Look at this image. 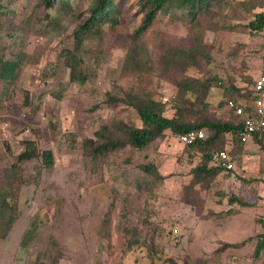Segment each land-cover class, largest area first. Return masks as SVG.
I'll return each mask as SVG.
<instances>
[{
  "label": "rangeland",
  "instance_id": "obj_1",
  "mask_svg": "<svg viewBox=\"0 0 264 264\" xmlns=\"http://www.w3.org/2000/svg\"><path fill=\"white\" fill-rule=\"evenodd\" d=\"M92 1L54 0L47 9L43 0H1L0 57L18 66L11 83L0 82V264H264V250L253 256L264 220V136L243 145L220 138L234 170L197 181L191 170L201 155L167 130L140 150L89 157L83 149L103 127H140L131 108L106 104L126 93L159 101L168 118L178 103L186 121L229 119L224 101L251 83L262 61L264 34L246 25L264 13V0H226L194 20L173 10L137 39L138 0H112L116 25L104 22L84 38L77 55L86 81L68 83L59 52L72 49ZM191 49L196 63L175 60L174 52ZM183 78L210 87L178 99ZM23 140L38 155L17 162ZM146 164L162 178L142 172Z\"/></svg>",
  "mask_w": 264,
  "mask_h": 264
},
{
  "label": "trees",
  "instance_id": "obj_2",
  "mask_svg": "<svg viewBox=\"0 0 264 264\" xmlns=\"http://www.w3.org/2000/svg\"><path fill=\"white\" fill-rule=\"evenodd\" d=\"M54 0H43L45 8H51ZM226 0H138L137 13L140 14V22L137 28L133 31V38H139L153 23L158 15L166 14L173 10L183 11L184 14L190 19L194 20L199 14L207 12L216 3H224ZM3 6L0 0V16ZM114 12V4L112 0H93L88 8V16L84 21L77 26L72 34L73 47L72 49H62L59 52L63 67L67 70L68 83H76L78 85L84 84L86 76L82 69V60L77 55V51L81 46L84 38L92 34L93 32H99V28L102 23L110 22L111 26H115L117 23L116 18L111 17ZM246 28L249 32L255 35L264 34V13L258 12L252 16V19L247 23ZM204 58V56H201ZM174 58L177 61L186 63L189 66L190 63H196L200 57L195 54L193 49L186 51L174 52ZM18 66L16 58L3 60L0 57V82L11 83L15 76V72ZM253 79L248 86L243 89H233V94L228 99L234 100L239 103L245 110L248 103L253 99L251 86ZM210 87L208 82L200 83L197 80L191 78H183L176 84L178 99L185 95L187 92H195V90H202L203 93ZM27 94H24V104L27 105ZM55 100L61 99L59 92H52L50 95ZM199 95H196L198 98ZM201 97H203L201 95ZM226 99V100H228ZM223 108L225 109V102ZM106 104L115 107L119 104H123L131 108L138 117L140 127H133L123 123L114 124L111 129L103 127L97 131L94 136L95 140L86 139L83 141V149L87 156L96 157L105 153L121 149L126 146L140 150L145 148L155 139L162 136L164 131H169L172 135L178 139L179 136L189 131H204L201 139L195 140L190 145H182L187 150L197 152L201 155V163L195 166L191 172L193 179L201 180V177L213 178L222 172H229L222 169L217 163L212 161V153L216 151L225 150L228 155L233 158L232 150L225 149L218 140L225 135H229L234 143L243 145L238 138V133L241 129L240 121L237 117L233 116L230 112L229 119L226 121H217L202 118L200 120L186 121L184 114V107L181 104L176 103L172 105L174 112L170 118L163 115L164 109L159 101L139 94L126 93L123 98L108 97ZM264 136V135H262ZM260 136V137H262ZM259 139L254 136L253 139ZM23 150L17 154L15 160L21 162L24 160H31L37 157V152L32 141L23 140L21 142ZM262 149L264 147L262 146ZM44 165L49 166L51 164V153L49 151H43L40 154ZM211 163V165H209ZM140 170L146 174L151 175L155 180L161 179L155 167L152 164H146L140 167ZM234 198L230 197L228 203H233ZM258 224L262 230L257 236L253 251V256L258 257L264 250V220H258ZM34 225L31 224V228L26 231L20 241L19 245L24 247L32 235Z\"/></svg>",
  "mask_w": 264,
  "mask_h": 264
},
{
  "label": "built area",
  "instance_id": "obj_3",
  "mask_svg": "<svg viewBox=\"0 0 264 264\" xmlns=\"http://www.w3.org/2000/svg\"><path fill=\"white\" fill-rule=\"evenodd\" d=\"M251 92L253 99L248 103L245 110L234 100L228 99L225 102V111L230 112L240 121L241 129L238 138L244 144L254 136L264 135V62L259 73L253 78ZM202 137L201 131H189L179 136L177 142L181 145H190ZM212 161L225 171L234 170V159L225 150L214 152Z\"/></svg>",
  "mask_w": 264,
  "mask_h": 264
},
{
  "label": "crops",
  "instance_id": "obj_4",
  "mask_svg": "<svg viewBox=\"0 0 264 264\" xmlns=\"http://www.w3.org/2000/svg\"><path fill=\"white\" fill-rule=\"evenodd\" d=\"M263 62H264V54H263V57H262V61L260 62V66H259L258 73H259V71H260V68H261ZM258 73H257V74H258ZM257 74H256V75H257ZM256 75H255V76H256ZM255 76H254V77H255ZM254 77H253V78H254ZM252 140H253V138H252L250 141H248V142H251ZM248 142H246V143H248Z\"/></svg>",
  "mask_w": 264,
  "mask_h": 264
}]
</instances>
